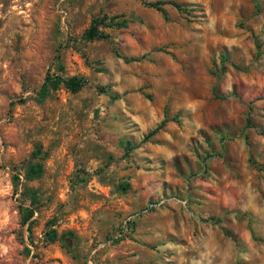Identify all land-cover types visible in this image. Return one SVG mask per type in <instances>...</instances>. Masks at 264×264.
Instances as JSON below:
<instances>
[{
	"label": "rangeland",
	"instance_id": "1",
	"mask_svg": "<svg viewBox=\"0 0 264 264\" xmlns=\"http://www.w3.org/2000/svg\"><path fill=\"white\" fill-rule=\"evenodd\" d=\"M0 264H264V0H0Z\"/></svg>",
	"mask_w": 264,
	"mask_h": 264
},
{
	"label": "trees",
	"instance_id": "2",
	"mask_svg": "<svg viewBox=\"0 0 264 264\" xmlns=\"http://www.w3.org/2000/svg\"><path fill=\"white\" fill-rule=\"evenodd\" d=\"M162 5H169L170 7L174 8L177 11L183 12V10H181L180 5L173 2V1H168V2H158V3H154V4H147L148 7H152L155 8L160 14L161 16L165 17V12L162 9ZM114 18H111L110 21L113 22ZM103 19L97 20L94 19L89 23L88 28L84 31L83 33V37L86 40H106L108 39L107 34L101 32L98 29V26L100 25H104L103 23ZM110 26H115L117 28L119 27H125L126 26V21L122 20L120 22H114V23H110ZM107 25V27H110ZM105 27V26H104ZM57 85L59 83L62 84L63 88L67 91H69L70 93H76L78 92L80 89H82L84 87V85L86 84L85 80L83 78H77V77H69L66 79H61V78H57ZM47 80L45 78L44 82L42 83L41 87H40V92L39 95L40 97H44L46 92V88H47ZM55 87V86H53ZM42 173V168L40 164H30L26 169L25 172L23 174V178L25 181H32L34 179H37L38 177H40ZM28 212V218L32 216L33 212L32 210H27ZM53 235H51V238L49 241H52V239L55 237L54 232H52Z\"/></svg>",
	"mask_w": 264,
	"mask_h": 264
},
{
	"label": "built area",
	"instance_id": "3",
	"mask_svg": "<svg viewBox=\"0 0 264 264\" xmlns=\"http://www.w3.org/2000/svg\"><path fill=\"white\" fill-rule=\"evenodd\" d=\"M152 205H153V204H152ZM152 205H150L148 208H150ZM124 230H126V229H124ZM124 230H123V231H124Z\"/></svg>",
	"mask_w": 264,
	"mask_h": 264
}]
</instances>
